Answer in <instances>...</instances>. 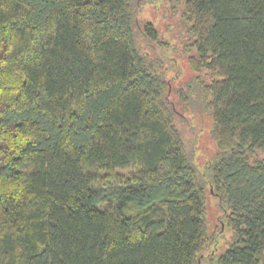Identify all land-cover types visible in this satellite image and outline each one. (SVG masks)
<instances>
[{"label": "trees", "instance_id": "trees-1", "mask_svg": "<svg viewBox=\"0 0 264 264\" xmlns=\"http://www.w3.org/2000/svg\"><path fill=\"white\" fill-rule=\"evenodd\" d=\"M162 2L212 123L208 184L132 0H0V264H264V0Z\"/></svg>", "mask_w": 264, "mask_h": 264}, {"label": "rangeland", "instance_id": "rangeland-1", "mask_svg": "<svg viewBox=\"0 0 264 264\" xmlns=\"http://www.w3.org/2000/svg\"><path fill=\"white\" fill-rule=\"evenodd\" d=\"M162 1L132 0L136 31L139 33V45L145 52L151 54L154 58H158V65H160V71L163 77L165 76L168 79L169 76V82L172 86V94L170 95L169 101L177 118V124L180 129L179 136L202 182L208 184V171L206 168L216 154L214 142L211 138L212 123L208 115L204 112V102H202L203 100L195 84L191 83L193 81L192 77L187 75L186 68L182 69L183 61L181 51L179 46H176L178 38L181 39L183 37L181 24L177 23L179 19H176L180 9ZM175 21L178 27L176 26L174 29H171L170 26L174 25ZM147 22L153 24L158 30L161 40L169 45L167 49L161 48L155 43H148L142 40L140 29ZM190 85L193 94L188 93V86ZM179 86L184 88V96L188 95V102L184 101L185 99L180 101L175 99L173 94L179 90ZM220 217H222V210L218 209L215 199L209 198L207 219L211 232L220 224ZM158 219H160V215ZM216 230H219V228L217 227ZM215 240L216 244H213L211 251L208 250L206 252L207 255L213 254L212 251L216 252V254L222 252L230 245L231 239L228 233L223 232L220 234L217 233Z\"/></svg>", "mask_w": 264, "mask_h": 264}]
</instances>
